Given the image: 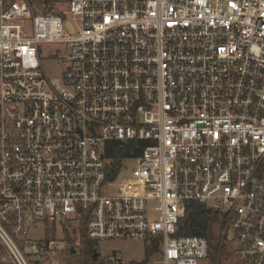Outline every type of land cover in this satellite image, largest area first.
Here are the masks:
<instances>
[{
  "label": "built area",
  "instance_id": "obj_1",
  "mask_svg": "<svg viewBox=\"0 0 264 264\" xmlns=\"http://www.w3.org/2000/svg\"><path fill=\"white\" fill-rule=\"evenodd\" d=\"M63 2L0 0L10 262L46 264L67 239L32 232H76L79 246L86 224L97 243L159 239L162 264H214L209 239L176 236L195 203L218 213L224 250L264 264V0ZM44 44L67 51L55 80Z\"/></svg>",
  "mask_w": 264,
  "mask_h": 264
},
{
  "label": "rangeland",
  "instance_id": "obj_2",
  "mask_svg": "<svg viewBox=\"0 0 264 264\" xmlns=\"http://www.w3.org/2000/svg\"><path fill=\"white\" fill-rule=\"evenodd\" d=\"M54 6L58 8L59 11L66 10V4L63 0H52ZM56 2L59 4L55 5ZM64 31L67 35H75L76 24L71 20L70 17L65 18L64 21ZM67 56V51L65 48L59 44H44L42 45V59L43 67L46 75L51 79L55 80L59 78L64 70L63 60L60 57L65 58ZM130 166L134 167L135 162L130 161ZM127 172L123 173L120 177H128ZM215 212V211H214ZM217 213V212H216ZM218 221L215 222L212 226V233L215 238H219V229H220V218L217 213ZM52 232V233H51ZM73 239L77 238L76 234L71 232ZM33 238H42L45 236L51 237L59 236L61 238L66 237L64 230H51L46 231H33ZM53 236V237H54ZM68 244V243H67ZM226 249L223 251L222 257L220 259V264H242V262L237 259L233 253L235 245L232 244L229 240H226L224 243ZM1 246V245H0ZM150 243L142 240H111V241H99L98 248L102 258H114L119 260L122 264H141L147 259V249L149 248ZM75 249V248H74ZM162 248H160V253H155L149 258V261L146 264H162ZM67 250L68 245L61 250H58L57 253L49 260L46 264H67ZM0 264H12L8 259V255L3 250L0 254Z\"/></svg>",
  "mask_w": 264,
  "mask_h": 264
},
{
  "label": "trees",
  "instance_id": "obj_3",
  "mask_svg": "<svg viewBox=\"0 0 264 264\" xmlns=\"http://www.w3.org/2000/svg\"><path fill=\"white\" fill-rule=\"evenodd\" d=\"M32 1L36 5L41 6L46 0ZM114 144L117 145V143ZM110 157H115V154L110 152ZM117 174L118 170H115V175ZM217 221V213L212 209L195 203L189 204L186 206L184 217L180 220L176 236H198L209 239L211 242L213 263L215 264L218 258L221 259L224 251V247H221L220 239L215 238L212 233V226ZM65 234L68 242V250L66 253L67 264H110L105 258H102L101 254L98 259L94 258L95 252L98 251L100 253V251L98 243L89 239L86 224H83L79 229V246L75 244V241L68 230H65ZM73 248H75L76 253H73ZM160 248L161 241L159 239L152 240L147 249V259L141 264H146L152 255L160 253ZM3 250L4 249L0 246V254Z\"/></svg>",
  "mask_w": 264,
  "mask_h": 264
},
{
  "label": "water",
  "instance_id": "obj_4",
  "mask_svg": "<svg viewBox=\"0 0 264 264\" xmlns=\"http://www.w3.org/2000/svg\"><path fill=\"white\" fill-rule=\"evenodd\" d=\"M72 251H73V253H76V250H75L74 248H73ZM99 255H100V253H99L98 251H96V252H95V255H94V258H95V259H98V258H99Z\"/></svg>",
  "mask_w": 264,
  "mask_h": 264
}]
</instances>
